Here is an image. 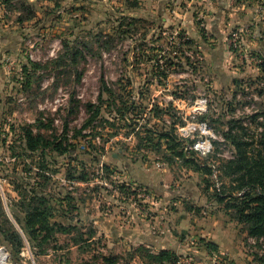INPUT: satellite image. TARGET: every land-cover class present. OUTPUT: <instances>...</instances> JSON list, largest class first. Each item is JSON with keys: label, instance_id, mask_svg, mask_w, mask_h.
Segmentation results:
<instances>
[{"label": "rangeland", "instance_id": "1", "mask_svg": "<svg viewBox=\"0 0 264 264\" xmlns=\"http://www.w3.org/2000/svg\"><path fill=\"white\" fill-rule=\"evenodd\" d=\"M263 63L264 0H0V228L35 191L53 224L96 230L44 255L0 233V264H264V235L241 221L257 191L223 168L231 119L258 134ZM213 219L237 251L208 253Z\"/></svg>", "mask_w": 264, "mask_h": 264}, {"label": "trees", "instance_id": "2", "mask_svg": "<svg viewBox=\"0 0 264 264\" xmlns=\"http://www.w3.org/2000/svg\"><path fill=\"white\" fill-rule=\"evenodd\" d=\"M26 5L31 7L30 4ZM25 19H27V17L22 16L18 21L24 23L26 21ZM108 47L109 43L103 42L101 49L104 50ZM84 48L91 50L89 44H84ZM79 53L80 52H77L76 55ZM258 82L254 91L259 98L263 99V102L260 104L261 107L258 109L259 111L251 121L252 124L257 126L256 133L258 134L256 135L254 132V134H252L253 136H251L254 140H246L247 137H250L249 132L251 130L245 128L241 121L235 118L231 119L225 126L226 130L223 134V138L234 149L235 159L225 164L223 168L226 174L230 175L231 173L238 175V178L235 180V183L237 182V189L244 190V188H246L247 190L257 191V194L245 203V209H247V211L244 213V216H242L241 221L251 225V234L264 235V76L258 78ZM240 85L239 82H236L237 89L234 90V100L227 104L232 112L233 109L241 103L236 100L237 90H243ZM103 90L109 91L104 79ZM113 94L114 93L111 92V96ZM198 122L203 125L205 120L200 118ZM162 138L167 139L169 142L173 141L171 133L163 134ZM36 142L35 138L29 136L28 143L30 150L35 151L37 148L35 145ZM175 143L177 144V142ZM169 151H171L175 157L183 155V151L179 152L175 147L169 148ZM191 161L198 172L206 173L210 171L207 165L197 162L196 159ZM26 194L23 195L25 199L19 207L24 215V221L21 222L15 218V223L18 227H15L11 223L4 210H2L5 220L4 227L0 228V233L15 251L20 252L25 247V242H27L33 254L35 252L44 255L50 249L49 245L58 240L57 235L67 236L70 243L75 247L90 248L94 245V237L96 235L95 229L89 228L88 232L84 233L82 228L64 226L59 223L53 224L51 220L55 216V210L51 208L47 200L43 197L36 196L35 191L31 192L33 196H29L28 192H26ZM242 211L244 210H240V213ZM207 251L210 254L217 253L218 247L208 244ZM168 256L166 252H163L160 255V259H166ZM105 261L107 264H113L111 259L106 258Z\"/></svg>", "mask_w": 264, "mask_h": 264}, {"label": "crops", "instance_id": "3", "mask_svg": "<svg viewBox=\"0 0 264 264\" xmlns=\"http://www.w3.org/2000/svg\"><path fill=\"white\" fill-rule=\"evenodd\" d=\"M202 228L204 229V225ZM206 228V230L201 231L203 233L202 237L209 238L208 240L215 243L218 246V252L223 251L228 254L237 251V244L233 239H230L228 234L231 232L226 223L213 219L208 221ZM195 234H193L194 237L199 236L196 232Z\"/></svg>", "mask_w": 264, "mask_h": 264}, {"label": "built area", "instance_id": "4", "mask_svg": "<svg viewBox=\"0 0 264 264\" xmlns=\"http://www.w3.org/2000/svg\"><path fill=\"white\" fill-rule=\"evenodd\" d=\"M0 256L2 257V259H4V252H1Z\"/></svg>", "mask_w": 264, "mask_h": 264}]
</instances>
